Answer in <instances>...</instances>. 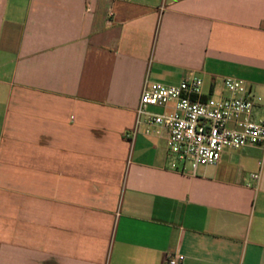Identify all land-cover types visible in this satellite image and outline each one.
<instances>
[{
	"label": "crops",
	"instance_id": "obj_1",
	"mask_svg": "<svg viewBox=\"0 0 264 264\" xmlns=\"http://www.w3.org/2000/svg\"><path fill=\"white\" fill-rule=\"evenodd\" d=\"M228 77L264 120V0H0V264H264V147L127 137L146 82Z\"/></svg>",
	"mask_w": 264,
	"mask_h": 264
},
{
	"label": "built area",
	"instance_id": "obj_2",
	"mask_svg": "<svg viewBox=\"0 0 264 264\" xmlns=\"http://www.w3.org/2000/svg\"><path fill=\"white\" fill-rule=\"evenodd\" d=\"M222 84L226 96L205 98L199 78L184 79L176 85L146 82L127 137L165 133L168 154L187 164L192 173L218 164L226 148L264 147V120L254 116L260 98L242 79L228 77ZM251 179L257 181L259 174H251ZM183 260L182 254L172 253L164 264Z\"/></svg>",
	"mask_w": 264,
	"mask_h": 264
}]
</instances>
